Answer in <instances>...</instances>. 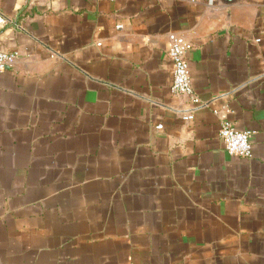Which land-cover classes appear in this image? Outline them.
<instances>
[{
    "label": "crops",
    "instance_id": "1",
    "mask_svg": "<svg viewBox=\"0 0 264 264\" xmlns=\"http://www.w3.org/2000/svg\"><path fill=\"white\" fill-rule=\"evenodd\" d=\"M0 11L17 55L0 72V264H264V0ZM170 34L192 44L190 120ZM223 121L252 132L249 157Z\"/></svg>",
    "mask_w": 264,
    "mask_h": 264
},
{
    "label": "built area",
    "instance_id": "2",
    "mask_svg": "<svg viewBox=\"0 0 264 264\" xmlns=\"http://www.w3.org/2000/svg\"><path fill=\"white\" fill-rule=\"evenodd\" d=\"M6 15L0 11V28L7 22ZM118 28L121 26L118 25ZM192 44L177 34H170L168 57L172 64L173 81L171 92L186 98L190 107L181 114L184 120H190L196 108L203 106L204 103L194 93L190 79L189 65L187 60V51ZM17 55L13 52H4L0 50V72L12 65ZM220 137L224 143L225 150L230 155L249 157L251 155L252 132L250 130H238L230 122L223 121L219 130Z\"/></svg>",
    "mask_w": 264,
    "mask_h": 264
}]
</instances>
